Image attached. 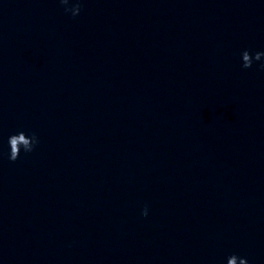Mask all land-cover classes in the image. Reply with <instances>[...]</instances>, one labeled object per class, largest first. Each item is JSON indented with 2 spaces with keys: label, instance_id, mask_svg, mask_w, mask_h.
Segmentation results:
<instances>
[{
  "label": "clouds",
  "instance_id": "9594fccd",
  "mask_svg": "<svg viewBox=\"0 0 264 264\" xmlns=\"http://www.w3.org/2000/svg\"><path fill=\"white\" fill-rule=\"evenodd\" d=\"M59 3L64 7V11L66 13H70L73 18L77 17L82 11V4L80 0H75V3H73L71 6H69L70 0H59ZM241 59L242 68L244 69L251 68L254 61H261L259 67L261 70H264V52H256L254 55H252L248 50H244L241 53ZM38 144L39 138L35 132H32L29 135L21 130L18 133L9 136V161L15 162L20 157L21 149H23V152L25 154L33 152ZM141 215L144 217L148 216L147 206L144 207ZM226 264H249V261L247 260V258H241L236 254H232L227 258Z\"/></svg>",
  "mask_w": 264,
  "mask_h": 264
}]
</instances>
